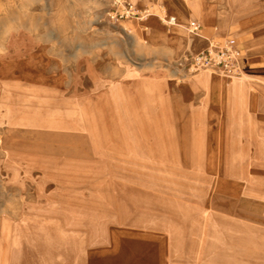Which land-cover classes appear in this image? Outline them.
I'll use <instances>...</instances> for the list:
<instances>
[{
	"label": "rangeland",
	"instance_id": "1",
	"mask_svg": "<svg viewBox=\"0 0 264 264\" xmlns=\"http://www.w3.org/2000/svg\"><path fill=\"white\" fill-rule=\"evenodd\" d=\"M160 1L0 0V264H52L56 230L63 251L82 246L78 264L110 257L116 239L130 264H264V0H209L218 25L200 0L170 2L174 14ZM127 2L194 44L149 41L144 18L113 20ZM196 24L209 39L192 36ZM227 37L246 70H188L187 57ZM192 77L212 94L247 83L243 108L232 115L224 97L207 116L203 92L193 108L171 96ZM30 228L33 244L14 242Z\"/></svg>",
	"mask_w": 264,
	"mask_h": 264
},
{
	"label": "crops",
	"instance_id": "2",
	"mask_svg": "<svg viewBox=\"0 0 264 264\" xmlns=\"http://www.w3.org/2000/svg\"><path fill=\"white\" fill-rule=\"evenodd\" d=\"M134 1H139L140 3L146 2V0H134ZM172 1L176 2L177 0H161L159 4H162L166 7H168L169 12L174 14L172 6L170 4V2H172ZM189 5H190V7H188V9L184 12H185L186 16L189 17L190 21L188 23L190 24L194 21L196 16H195V11L192 8L191 4H189ZM199 5L202 9L203 18H204V22L206 25H218L220 22L224 23L226 21V20H224L223 15L220 14V12L217 10L216 4L214 3V1L210 2L209 0H200ZM135 6H137V5H135ZM177 6L180 7L178 3H177ZM235 8H237V7H235ZM230 14H231L230 17L233 16L234 20H237V22H242L241 19H243V17L241 16L242 14L240 12H235V13L231 12ZM159 18H160V16L156 11L149 12L148 15H146V17L144 18V22H145L144 24L148 28L147 29L148 32L146 33V37L149 41L154 40V39H159L162 42H164L166 45H168L172 48L180 47L183 43H186V40L189 43H191L192 45L194 44V42H193L194 38H188V37L186 38V30H184L182 32L181 31H173V30H171L170 32H167L164 29L163 25L161 26L159 24V21H160ZM202 30L199 33H192V36L198 40L209 39L210 37H207L205 34H203ZM218 39H220V38H218ZM221 39H224V38H221ZM225 39L230 40L239 49V51H240V64H241V67L244 70H246L247 67H249V63L244 62V49L240 46V43H241L240 40L235 41L229 37H227ZM206 46L204 48H206ZM213 77H214V79H216L215 82L217 83L218 82L217 76H213ZM228 82H229V80H228ZM237 82H238V85L235 86L234 90H231V87H229L227 85L226 88L224 89L223 93L222 92L219 93V89L216 88L214 93L212 94V93H208L209 80L194 79L193 77L187 78L184 80V82H182L179 85V90L177 92L178 94L175 96L174 95H171V96L174 98L176 97V98L180 99L182 102H185V99H188V103H190L189 108H193L194 106L191 107L192 106V104H191L192 100L195 99V96H197L198 94H201L203 92L204 99L200 100V106L198 107V109H199L198 112L201 114H206L207 116H208V114L221 113L222 109H224L226 107V104L224 106L221 100L224 99V97H227L228 104H229V106L227 108L229 109V111L231 112L232 115H235V113L239 111L238 109L243 108L242 107L243 103L240 102V100L242 99V96H245L248 93V87H247L248 84L245 82H239V81H237ZM226 91H228L229 93H226ZM243 91L244 92L247 91V93L245 95H243ZM168 93L172 94L173 91H171L169 89ZM215 99H217V100L214 101ZM23 236L27 242L33 244L32 228H30V230H28L27 234H25L24 232L21 233L20 231L18 232V229H16L14 242L20 241ZM53 238H54V242H56V244H58V242L60 243L61 252L58 254L57 257H55L51 260L52 264H66L67 263L65 261L66 256H70L73 259H75V262H73L72 264H78L77 262H81V263L83 262L84 263V259L86 258V255H85V253H83L81 251L82 246H80V244H75V246H73V248L70 251L69 250L63 251L62 250V249H64L63 246L65 247L66 243H67L66 238L59 236L57 233V230H56V232L54 231ZM112 245H114L111 248L112 255L110 257H108V256L101 254V256L99 258L100 260L98 261V263L99 264H110L111 263L110 260L115 258V259L119 260L118 261L119 264H130V261L132 259V253L129 250V248H127L126 245H124L123 243H121L117 239L115 240L114 244H112ZM154 258L157 261V263L161 262L163 260L162 255L159 252H156ZM93 259H95V258H93ZM93 263H95V261H93Z\"/></svg>",
	"mask_w": 264,
	"mask_h": 264
},
{
	"label": "built area",
	"instance_id": "3",
	"mask_svg": "<svg viewBox=\"0 0 264 264\" xmlns=\"http://www.w3.org/2000/svg\"><path fill=\"white\" fill-rule=\"evenodd\" d=\"M146 10L138 8L134 4L116 3L114 9L109 13L113 20L128 18L143 19L146 17ZM162 21L168 25L176 23L174 16H165ZM201 25L196 24L192 32L199 33ZM186 65L191 73L204 69H216L229 74L239 75L241 73L240 51L228 39H216L211 41L201 52L187 57Z\"/></svg>",
	"mask_w": 264,
	"mask_h": 264
},
{
	"label": "bare ground",
	"instance_id": "4",
	"mask_svg": "<svg viewBox=\"0 0 264 264\" xmlns=\"http://www.w3.org/2000/svg\"><path fill=\"white\" fill-rule=\"evenodd\" d=\"M182 32V31H181Z\"/></svg>",
	"mask_w": 264,
	"mask_h": 264
}]
</instances>
